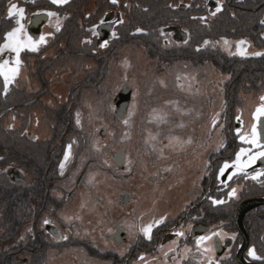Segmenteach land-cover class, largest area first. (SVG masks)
Instances as JSON below:
<instances>
[{"label":"rangeland","instance_id":"1","mask_svg":"<svg viewBox=\"0 0 264 264\" xmlns=\"http://www.w3.org/2000/svg\"><path fill=\"white\" fill-rule=\"evenodd\" d=\"M34 1L41 7H50V3L54 9L61 6L51 0ZM81 1L84 2L63 6L61 18H53L49 27H44L45 46L39 40L30 41L29 36L22 38L21 31L17 33L21 44H36L39 51L30 52L35 55L28 60L34 71L31 77L19 64L17 77L12 78L16 80L14 85L12 80L8 84L12 86L13 104L10 114L0 122L2 152L7 147L8 152L32 153L34 159L25 153L24 163L32 173L29 177L35 176L38 182L45 176L41 173L49 169L51 155L56 159L61 149L62 158L57 161L62 162L65 152L70 154L64 168H59L62 180L48 189L51 201L43 191L49 184H26L24 189V184L13 186L6 177L0 178V264H11L10 249L24 246V236L30 238V234L37 236L30 238L32 251L22 250L17 264H23L27 253H31L30 262L35 264L87 263L92 260V244L107 246L103 233L110 231L118 215L112 194L123 182L110 180L102 170L115 167L113 155L115 158L124 150L128 168L137 160V166L150 171L153 160L167 169L173 161L171 156L184 160V167L192 171L205 157L204 166L212 178L221 130L219 120H236L238 116L251 120L257 108L264 106V55H253L264 53V0H205L203 12L194 11L193 4L188 10L177 9L180 11L174 13L158 0ZM14 4L23 6L19 0ZM218 4L221 10L216 12ZM111 10L120 13L116 20L120 24L113 31L115 36L102 48L97 43L95 27L89 26L86 18L90 12L104 11L103 19ZM3 13L8 15L7 10ZM167 18L174 20L173 30L164 29L170 26L163 27ZM78 20L82 32L76 37L73 34ZM3 25L2 33L8 21L4 20ZM138 28L142 31L137 32ZM53 33L56 45H60L50 49L47 46ZM182 33L186 35L180 36ZM186 36L189 37L183 41ZM241 40L247 42L242 46L246 55L238 53L236 42ZM24 48L31 49L29 46L20 50ZM16 67V63L3 65L6 73ZM126 83L132 88L130 103L125 116L119 118L115 116L114 100ZM7 109L0 110V120ZM173 119L174 123H170ZM7 129L14 135L6 136ZM54 135L57 139L50 145ZM20 160L23 162V158ZM12 188L23 197L15 201ZM147 192L140 188L138 198ZM21 199L23 204H18ZM74 199L81 201L79 207H73ZM43 200V206L47 205L41 214L44 220H40L41 216L36 220ZM12 205H20L17 215H11ZM29 208L33 216H28ZM23 215L27 217L23 219ZM45 220L59 230L62 239L48 235L47 242H43L39 231ZM26 247L30 248L28 243ZM94 262L98 263V259Z\"/></svg>","mask_w":264,"mask_h":264},{"label":"flooded vegetation","instance_id":"2","mask_svg":"<svg viewBox=\"0 0 264 264\" xmlns=\"http://www.w3.org/2000/svg\"><path fill=\"white\" fill-rule=\"evenodd\" d=\"M15 1L0 0L4 2L7 12ZM19 1L23 3V6L18 7L24 9L23 16L9 17L6 14L8 32L22 25L20 30L22 38L29 36L35 41L40 39L44 33V27H49L53 18L57 20L61 18L60 9L63 6L81 2V0H69L70 2L67 0V3H61V6L54 9L51 3L50 7H41L40 2L37 3L34 0ZM158 1V4L170 10L171 13L188 10L193 4L194 11L206 10L205 0L202 3L196 2L197 0H177V4L175 0ZM210 3L215 6L214 2L210 1ZM36 6L43 9H38ZM112 11L106 13L103 19L101 14L104 11L90 12V17L86 18H89L88 25L95 27L99 45L112 40L113 31H116L117 25L120 24L116 21L118 16L120 18V13ZM49 12L56 15L49 16L47 15ZM37 20L43 23L39 26L38 34L34 35L32 31L36 30ZM166 24L170 26L164 27ZM175 25L172 18H167L163 27L165 30H173ZM180 27L186 31L183 26ZM184 34L186 35L182 33L180 36ZM53 36L54 33L47 48L54 47ZM187 37L189 36H186L183 41H186ZM5 42L6 39L0 46V64L5 65L7 62L13 65L16 61L14 60L16 52L11 48H4ZM36 51L39 50L32 51L24 48L19 52L20 67L25 70L28 78L34 72L28 60ZM38 54L37 57H39ZM32 56L35 55L32 54ZM2 77L4 78L3 75ZM11 80V85H14L16 80ZM238 117L236 120L221 118L218 122L221 130L215 156L216 167L212 178L208 176L204 166L205 157L200 160L198 168L192 171L191 168L184 167V160L178 161L175 156L170 157L173 161L167 169L162 167L163 163L153 160L151 163L153 169L150 171L147 167H139V164L137 166V160L128 168L124 150L122 155L119 154L115 158L113 155L111 161L116 168L110 166L102 170L110 180L114 178L118 182H123L119 185L118 192L112 194L115 195V202L118 205V215L113 218L110 231L103 233L107 246L97 247L92 244L90 250L98 253L95 255L93 251H89L92 260L80 263L99 264V261H102L104 264H242L241 261H245L249 264H264V156L257 157L258 153L264 152V135H262L264 115L256 111L251 120L240 117L238 119ZM254 125L257 144L251 143ZM242 149L243 152H241ZM238 153H240L239 160ZM252 157L257 158L252 160ZM60 164L61 161L58 172ZM117 164L123 167L119 166V168ZM222 168L223 172H221ZM241 168L242 170H239ZM9 169L8 174L13 180L18 182L17 179L22 177L28 186L33 185L35 178L26 179L25 172ZM85 173L86 171L83 176ZM257 173L261 175L253 180L252 177ZM140 188H145L146 192L149 191L147 194L144 193L145 196L142 199L141 196L138 198ZM233 189H236V194L229 196ZM217 200L223 203H213ZM255 201L260 202L251 205ZM42 219L44 220L43 215L40 217L41 221ZM157 221L160 223H156ZM149 224L152 225L150 236H145L142 229ZM51 227L54 225L50 223L40 227L39 232L43 242H47L48 235L57 239L63 238L56 227L52 233ZM178 232L182 235H177ZM214 233H220V235H213ZM30 236L32 239L37 238L35 234ZM200 237H211V239L198 243ZM24 238H26L25 245L28 243L30 248H24L25 245L17 250L11 248V264H17V261H20L19 255L22 250L32 251L29 236ZM249 249H253L259 259L250 256ZM100 254H102L101 257ZM26 255L22 263L35 264L30 262L31 253ZM94 259H98V263L94 262Z\"/></svg>","mask_w":264,"mask_h":264},{"label":"trees","instance_id":"3","mask_svg":"<svg viewBox=\"0 0 264 264\" xmlns=\"http://www.w3.org/2000/svg\"><path fill=\"white\" fill-rule=\"evenodd\" d=\"M83 2L84 1H81L78 4H82ZM5 7L6 6L0 2V38H1L0 39V46L4 43V41L6 39L5 36H6L7 32H8V27L5 25L6 30L2 33V31L4 29L3 28L4 27V25H3L4 24V20L7 21L6 15L3 13V12H5ZM147 8L149 9V6H147ZM74 12H77V8L75 9ZM79 22H80L79 20L76 21V27H77V30L78 31L76 29H74V34L73 35H76V37H77V35L80 36V33L82 32V29L79 27L80 26V23ZM59 45H56V42H54V46H57L58 47ZM36 75H38L37 72H36ZM11 91H12V86H8L7 87V90H5V87L3 86V77H2V75H0V110H5V109L8 108L6 110V112L4 113V115L1 117L0 122L4 119L5 116H7L8 114H10V112H11L10 106H11V104H13V98H12V92ZM65 108L67 109V107H65ZM69 119H70V124H71V117H69ZM72 126H73V121H72ZM4 132H5L4 134L6 136L14 135V132L11 131V130L8 131V129L6 131H4ZM56 139H57V137L54 135L53 139L50 142H48V143H50V145H52L55 142ZM6 140H9V138L6 137ZM31 144H33V143H31ZM2 149H3V147L0 146V178L6 177V179L8 180V182H10V184L13 185V186H14V184L15 185L20 184V183L22 185L24 184V189H25V186H26L27 182H25V181L24 182H16L15 180H13L10 177V175L8 174V169L9 168L10 169H16V170H20L22 172H25L26 179H27L29 177V175L32 174V173L30 172L29 169H27L28 166H26L25 163H24V159H25L24 158V155H25V153H27L30 159H34V157L32 156V153L22 151V152H24V154L22 153V155H21L19 152H15V151L8 152L7 151V147H5L6 151H4L5 153H3L2 152L3 151ZM61 153L62 152H61V149H60L59 153L57 154V158L58 159L60 157L62 158ZM21 158H23V162L20 160ZM57 158L54 159L52 157V155H51V157L49 159L50 160V165L48 166L49 169H48L47 173L46 174H44V173L42 174L41 173V175H45L44 178H43V176L40 177V180L38 182L37 181V178L34 176V178H35L34 181H33V184L34 185H32V186H36V184H37V187H39L40 185H42V183L47 184V185L49 184L46 187V190L44 189L45 187L44 188H41L40 187L41 189H44L43 190L44 191V194L47 195V196H49L48 197V200L49 201H51L52 199L50 198V193L48 192V189L49 190H50V188L53 189L62 180V178H60V176L58 175V166H59V162L60 161L58 162L57 161ZM21 162H22V164H21ZM57 162H58V164H57ZM32 177H33V175L31 176V178ZM12 189H14V188H12ZM15 193L16 192H15V189H14V191H13V194L14 195H12L11 197H14L15 201H17V199L20 198V196L23 197L20 193H16V194ZM41 195L43 196V194H41ZM23 202H24L23 199H21L20 201H18V204L19 203H22L23 204ZM29 202L30 201L28 199V201H27L28 207H30ZM43 202H44V200L42 202H40V204L38 206L37 215H35L36 220L41 216V214L47 208V205L46 204L43 206ZM16 205H12L11 206L13 211H17L16 213H14L12 211V214L11 215H17L18 211L20 210V205L19 206H16ZM41 205H42V208H40ZM35 207H37V206H35ZM8 210H7V212H8ZM0 213H1L2 217H3V210H0ZM24 213H25V209H24ZM27 213H28V216L29 215L30 216H33V214H31L32 213V209L29 208L27 210ZM26 217H27V215H23V219L26 218ZM26 223L27 222H25L24 224H26Z\"/></svg>","mask_w":264,"mask_h":264},{"label":"snow or ice","instance_id":"4","mask_svg":"<svg viewBox=\"0 0 264 264\" xmlns=\"http://www.w3.org/2000/svg\"><path fill=\"white\" fill-rule=\"evenodd\" d=\"M51 2L53 4H57V3H67V0H51ZM116 2H117V0H112V3H116ZM220 10H221V7L218 4V6L216 8V12H219ZM23 13H24V9L23 8H18V6L16 4H11L10 7H9V9H8V15H9V17H12L14 15H18V16L22 17L23 16ZM47 15H49V16H55L56 13L49 12V13H47ZM213 15H215V13H213ZM200 19H204V18L201 17ZM17 23H19V21H17ZM262 23H264V21H262ZM21 29H22V25L20 26V28H16V29H13L11 32H8L6 34V41L7 42L3 45L4 48H11L13 51H15L17 53V60L15 62L16 65H17V67L8 70V73H11V76L4 71L3 65H0V75H3L4 76V80H5V90H7V87H8V84H9L10 80L12 78H14L15 75L18 74V71H19L18 66L20 64V60H19L18 57H19L20 49L22 47H29L30 46L32 51H35L36 50V44H31V45L21 44L20 41L17 39V33ZM57 31H59V27H57ZM136 31L137 32H140V31H142V29H139L138 28V29H136ZM113 35L115 36V33H113ZM31 39L32 38L29 37V40L30 41H31ZM45 42L46 41H45L44 36H41L38 43H45ZM205 43H208V42L205 41ZM224 43L227 44L228 41L225 40ZM106 44H107V42L101 44L100 47L103 48V47L106 46ZM246 44H247V42L244 41V40H241V41L236 42V47H237L238 53L240 55H246L247 54L246 49L242 48V46L243 45H246ZM253 55L259 56V55H264V53L256 52V53H253ZM5 63H7V62H5ZM261 100L264 101V97H261ZM257 113H259L260 115H264V106H261V107L257 108ZM238 119H239V117H238ZM77 123H79V121H77ZM126 123H127V121H126ZM241 139H244V137H241ZM251 143L257 144L256 127H255V125L253 126V139L251 140ZM70 147L71 146H69V150H70ZM243 151L244 150L242 149L241 152H243ZM69 154H70V151H66L65 152L64 161H62L61 164H60V168L61 169L64 168L65 162L69 158ZM259 156H264V152L258 153L257 154V157H259ZM257 157H252V160H255ZM239 158H240V153L237 154V159L239 160ZM225 167H227V165H225ZM239 170H242V168L239 169ZM223 171H224V169L222 168L221 169V172H223ZM259 175H261V173H257L255 176L252 177V179L253 180L257 179V177ZM235 194H236V189H233L229 193V196H234ZM213 203L219 204V203H223V201H218L217 200V201H213ZM44 223L47 224L48 221L45 220ZM156 223H160V221H157ZM151 228H152V225L149 224V225H147L146 227H144L142 229V231L144 232L145 236H150ZM177 235H182V233H179L178 232ZM213 235H220V233H214ZM205 239H211V237H200L199 240H198V243L200 241H202V240H205ZM249 255L250 256H253L254 258L259 259V257H256L255 251L253 249H249Z\"/></svg>","mask_w":264,"mask_h":264},{"label":"water","instance_id":"5","mask_svg":"<svg viewBox=\"0 0 264 264\" xmlns=\"http://www.w3.org/2000/svg\"><path fill=\"white\" fill-rule=\"evenodd\" d=\"M37 21H38V24L36 26V29H39V26L42 25L43 21H40V22H39V20H37ZM131 91H132V88H131L130 84L126 83V84H124V87L121 89V91L118 93V95L116 96V98L114 100V103L116 105L115 116H117L119 118H122L125 116V114L128 110V107H129V103H130ZM262 135H264L263 132H262ZM119 154L122 155V151H119L116 155L118 156ZM17 180L22 181L23 178L21 177ZM259 202L260 201H255L251 205H255ZM251 207H253V206H251ZM51 229H52V232H54L55 228L51 227ZM245 245H246V241H245ZM242 250H244V248ZM241 263L242 264H249L245 261L244 262L241 261Z\"/></svg>","mask_w":264,"mask_h":264},{"label":"bare ground","instance_id":"6","mask_svg":"<svg viewBox=\"0 0 264 264\" xmlns=\"http://www.w3.org/2000/svg\"><path fill=\"white\" fill-rule=\"evenodd\" d=\"M38 30H39V29H36V30L33 29L32 32L34 33V35H37V34H38ZM139 76H140V75H139ZM173 117H174V114H173L172 118H173ZM172 118H171V119H172ZM170 123H174V119H173L172 122H170ZM72 202H74V203H73V207H75L76 205L79 207V205H80V203H81V201L78 200V199H74L73 201H71V203H72ZM71 206H72V204H71ZM58 237H59V236H58ZM61 239H62V238H61Z\"/></svg>","mask_w":264,"mask_h":264}]
</instances>
